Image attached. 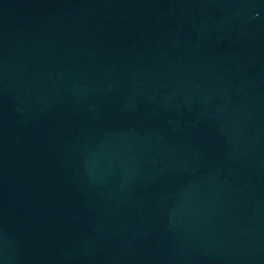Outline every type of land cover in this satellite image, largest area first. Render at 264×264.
<instances>
[{
  "label": "water",
  "instance_id": "95a60500",
  "mask_svg": "<svg viewBox=\"0 0 264 264\" xmlns=\"http://www.w3.org/2000/svg\"><path fill=\"white\" fill-rule=\"evenodd\" d=\"M0 264H264V0H0Z\"/></svg>",
  "mask_w": 264,
  "mask_h": 264
}]
</instances>
